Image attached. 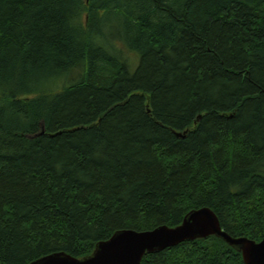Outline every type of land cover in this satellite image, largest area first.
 <instances>
[{"label": "trees", "instance_id": "trees-1", "mask_svg": "<svg viewBox=\"0 0 264 264\" xmlns=\"http://www.w3.org/2000/svg\"><path fill=\"white\" fill-rule=\"evenodd\" d=\"M200 207L262 238L264 0H0V264ZM140 264L245 263L211 235Z\"/></svg>", "mask_w": 264, "mask_h": 264}, {"label": "water", "instance_id": "water-1", "mask_svg": "<svg viewBox=\"0 0 264 264\" xmlns=\"http://www.w3.org/2000/svg\"><path fill=\"white\" fill-rule=\"evenodd\" d=\"M211 235L239 251L245 264H264V232L259 241L247 236H231L221 228L217 215L208 207L190 210L181 223L173 227L160 225L142 231L116 230L108 239L98 241L90 255L81 258L60 251L28 264H140L147 252Z\"/></svg>", "mask_w": 264, "mask_h": 264}, {"label": "rangeland", "instance_id": "rangeland-1", "mask_svg": "<svg viewBox=\"0 0 264 264\" xmlns=\"http://www.w3.org/2000/svg\"><path fill=\"white\" fill-rule=\"evenodd\" d=\"M119 45L121 46V48L123 50V54H124V56H125V58H126V60L128 62L127 63L128 70L130 72H133L135 70L136 66H137V63H138V56L137 55L134 56V54H135L134 52L131 53V52L127 51V49L124 48L121 43H119Z\"/></svg>", "mask_w": 264, "mask_h": 264}]
</instances>
